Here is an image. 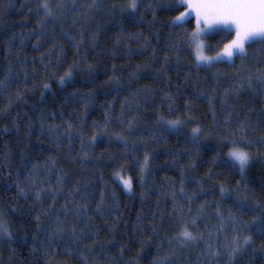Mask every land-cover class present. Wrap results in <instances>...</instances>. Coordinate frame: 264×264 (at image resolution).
I'll return each mask as SVG.
<instances>
[{"label": "trees", "instance_id": "trees-1", "mask_svg": "<svg viewBox=\"0 0 264 264\" xmlns=\"http://www.w3.org/2000/svg\"><path fill=\"white\" fill-rule=\"evenodd\" d=\"M41 2L0 0V81L3 82L0 84V212L5 214L13 233L10 242L0 241V264H49L43 258L37 259L39 251H32L34 245L39 248L45 240V232L37 231L35 220L40 206H34L32 198L20 197L16 187L17 176L23 181L33 172V166L34 179L42 187L55 188L57 180L63 177L64 187L56 198L55 210L67 225L71 226L77 219L71 203L67 215L62 211L68 200L88 205L91 232L98 235L89 236L85 243L89 247L94 240L100 243L87 253V264H121L122 261L124 264H228L224 257L207 258L203 254L207 249L204 241L181 248L173 239L183 223L194 218L195 231L204 234V240L212 244L213 250L224 252L236 235L252 237L253 248L235 257L232 264H264V251L260 250L264 244V147L256 143L247 149L252 152V159L241 174L238 164L227 157L228 148L221 147L216 139L224 134L223 129L235 130L237 122L245 118L256 129L248 132L250 139L264 136V95L261 94L264 88L245 87L238 97L229 94L224 103V93L238 86L249 69L256 72L264 68V53L258 51L260 45L248 49L244 64L234 57L235 67L228 63L210 69L202 66L198 74L193 69L189 76V65L177 66L173 56L166 77H158L151 70L154 66H150L140 73L139 80H130L135 66L144 65L146 59L135 54L137 43L130 42L134 53L130 58L124 54L123 46L116 56L110 52L122 28L127 33L144 35H149V31L147 23L138 17L120 13L119 6L125 0H96L98 7L92 10L88 8L92 0H75L76 10L65 12L58 20L45 19L42 9L38 12ZM57 2L51 0L53 5ZM65 2L71 4L72 0ZM113 4L117 7L110 14ZM173 14L165 10L157 13L156 30L161 43L155 45V38L153 43L159 49L175 38L169 36L170 32L179 31L167 26ZM147 19L151 20L150 14ZM187 26L193 28L194 21ZM93 33H98L94 45L90 39ZM72 37L84 40L79 53ZM220 41L221 34L217 32L205 37L209 56L222 49ZM146 55H150V50ZM157 55L162 57V51ZM77 56L81 62L69 85L62 88L51 72H45L47 65L61 75ZM88 64L92 65L91 72L87 70ZM114 73L117 80L110 81ZM214 73L219 74V82L213 79ZM185 76H189L187 82ZM43 82L51 88L42 99ZM213 88L214 93L210 91ZM74 91L95 93L86 115L83 95L65 103V97ZM200 92L206 95L197 98ZM167 95L172 99H166ZM209 95L214 97L213 105L209 104ZM41 111L47 117V124L60 126V133L65 130V122L75 125L79 119L83 120L87 160L81 159L80 136L76 134L79 129L71 140L60 133H49L47 128L40 135ZM106 112L108 127L89 146L93 123L103 126ZM176 119L183 123L175 129L165 123ZM226 119L230 121L227 125ZM129 122L133 125L131 130ZM15 125H19V131ZM194 127H200L204 133L195 142ZM145 154L150 167L142 175ZM193 161L195 168L189 167ZM117 173L124 179L131 178V192L126 191ZM221 186L225 189L223 194ZM69 193L73 195L70 197ZM102 195L104 217L95 212ZM50 204L51 200L45 199L43 208L47 210ZM202 207L203 213L197 217ZM45 221L52 223L42 216L41 222ZM114 226L115 231L110 234ZM57 243L52 264H64L67 260L64 248L76 245L71 240ZM120 247L125 248L122 257ZM80 248L86 251L83 244ZM68 264L83 262L75 256Z\"/></svg>", "mask_w": 264, "mask_h": 264}, {"label": "snow or ice", "instance_id": "snow-or-ice-1", "mask_svg": "<svg viewBox=\"0 0 264 264\" xmlns=\"http://www.w3.org/2000/svg\"><path fill=\"white\" fill-rule=\"evenodd\" d=\"M75 0H72L71 4L65 2V0H58L54 5L51 0H42L38 6L39 9L43 10V16L45 19H56L58 20L62 14L67 11L76 10ZM98 7L96 0L88 5L89 10L96 9ZM117 5L113 4L110 6V14H114V10ZM120 13H129L134 18L138 17L139 21H144L148 25L149 35H144L143 32L137 33H127L124 29H121L120 34L115 40L113 50L110 55L116 56L120 53L121 47L123 46L125 50V55L129 58L134 54L133 50L130 48V42L135 41L138 45L135 54L145 57L144 65H136V71L130 73V80H139L140 73L146 70L150 66L151 70L157 74V76H167V71L170 63L175 57V63L177 66L184 64L189 65L188 73L189 76L192 74V70L195 69L197 74L202 70V66L207 68L216 67L221 63H228L230 66L235 67L234 57L239 58L241 63L244 64L248 58V49L253 45H260L258 51L264 53V0H125V3L119 6ZM160 10L168 11L169 13H175L171 15L170 19L167 21V26L173 29H178L177 32H170V37H175L165 43L164 49H159L155 45L161 43V38L159 31L156 30L157 23V13ZM151 15V20L147 19V15ZM194 21V27L189 29L187 25L192 24ZM209 32H217L221 34L222 49L218 48L216 55L209 56L205 55L204 38ZM98 33H93L91 36V43L94 45L97 40ZM153 38H155V45L153 43ZM74 42V47L79 53L80 46L84 43L83 38L79 41L75 37L71 38ZM227 39V43L223 41ZM150 55H146L149 53ZM158 51H162V57L158 56ZM43 62V60L41 61ZM81 58L79 56L75 57L73 64L68 66L67 70L63 74L58 75L52 69H49L45 65V72H51L52 78L56 79L58 84L63 88L69 85L73 79L74 72L78 69ZM86 63V60L84 61ZM115 68V66H113ZM87 70L91 72L92 65H87ZM218 73L213 74V79L217 80ZM189 76H185V82L188 81ZM117 77L115 73L110 77V81H116ZM255 81V83H254ZM0 84H3L0 81ZM259 85L260 88H264V68L258 69L256 72H252L251 69L248 70L247 75L240 80L238 86L228 89L224 93V103H227V97L229 94L239 96V93L245 87L249 89L256 88ZM43 90L40 95L43 99L44 92L50 91V84L47 82L42 83ZM145 92H150V89H144ZM211 92H215L216 89H211ZM139 93H134L138 95ZM264 95V93H261ZM84 96V115L87 114L89 105L95 99V93L82 94L79 91H74L65 97V103H70L74 98L78 96ZM206 93L200 92L199 96H204ZM19 97V93H18ZM166 99L171 100L170 95L166 96ZM209 104L213 105L214 97L208 96ZM103 107V105L101 106ZM188 110H191V105H187ZM123 115V112H122ZM231 114L229 113V117ZM105 124L103 126L93 123V135L91 140L88 141L89 146L95 144L97 135L102 131H106L109 118L108 113H105ZM40 121V135L45 134V128L49 133H60V126H53L47 124V117L44 112L41 111L39 116ZM229 119L225 120V124H229ZM165 123L170 128H177L182 125L180 119L168 120ZM83 120L79 119L74 125L72 122H65V130L60 135L65 136L67 139L71 140L72 135L76 129H79L78 134L80 136L81 152L83 153L81 159L87 160L89 158L88 152L85 150V140L84 133L82 129ZM213 124L215 126V113H213ZM16 130L19 131V125H15ZM133 127L132 123L129 122L128 128L131 130ZM32 125L29 123L28 131L31 134ZM251 121L245 118L243 121H238L235 130H230V128L223 129V135H217L216 139L221 147L228 148L226 153L227 157L238 164L241 174L244 173L245 169L248 168L249 163L252 159V152L247 150L253 144H260L264 147V136H260L258 140H253L248 137L249 131H255ZM4 131H8L7 128ZM208 135H212L209 133ZM204 133L200 127L192 128V139L193 141H199ZM59 138V136H58ZM119 139L124 140V137H119ZM127 142L125 141V147H127ZM59 147V144L57 145ZM198 154V153H197ZM150 167L149 157L145 154L143 165L141 166V174L143 175ZM189 167L195 168L196 164L193 161ZM211 173V169L209 170ZM35 166H33V172H30L23 181L19 179V175L16 178V187L18 189V195L25 199L32 198L33 205H39L40 211L35 216L37 221V231L43 230L45 232V240L40 244L39 248L34 245L32 251L33 253L40 252V256L37 259L43 258L52 264V260L55 259L56 253L54 248L58 246V241L71 240L72 244L76 247H65L64 252L66 253L67 260L64 264H68L73 257L79 256L80 261L83 264L88 262V254L95 250L99 246V240H94L91 247H89L85 241L89 236H96L98 233L91 232V225H89L88 216V205L87 204H76L73 200H68V202L62 206V211L64 215L68 213V203L73 205V211L76 216V222L71 226L67 225L66 221L60 219V212L55 210L56 198L63 191L64 182L63 177L57 180V185L53 187H42L34 179ZM123 183L124 187L128 191H132V181L131 178L124 179L116 174ZM76 191H79L77 188ZM221 193L225 192L223 186L220 189ZM181 192L183 194V185H181ZM73 193H69L71 197ZM45 199H50L51 204L49 208L45 210L43 208V202ZM173 199L175 200V194H173ZM189 203H191V198ZM219 206L217 205V208ZM95 212L100 216H105L104 208V198L101 196L100 204L95 208ZM203 213V207L197 212L196 216L200 217ZM218 216L222 214L217 212ZM48 217L49 221L41 222V217ZM53 218H55L53 220ZM140 218L138 217V220ZM197 227L196 218L192 219L190 223H183L182 230H180L174 237L181 248L190 247L194 243L204 241L207 244V249L203 253L207 258L217 259L219 257H224L228 264H232L235 257L243 252H246L249 248H253L254 241L251 236H241L236 235L233 237L231 242L227 245L224 252L219 250H213V246L209 241L204 240V234L196 232ZM190 228L192 230H190ZM110 234L115 231V226L109 230ZM155 228H153V232ZM235 231V229H234ZM211 236V233H209ZM13 239V233L10 231L8 226V221L5 219V214L0 212V241L10 242ZM35 240V237H33ZM171 243V241H169ZM84 245V249L80 248V245ZM101 250H103L101 248ZM124 247H120L119 254L122 257L124 254ZM261 251H264V244L261 245ZM175 251V249H173ZM255 251V249H253ZM121 264H124L122 261Z\"/></svg>", "mask_w": 264, "mask_h": 264}, {"label": "rangeland", "instance_id": "rangeland-1", "mask_svg": "<svg viewBox=\"0 0 264 264\" xmlns=\"http://www.w3.org/2000/svg\"><path fill=\"white\" fill-rule=\"evenodd\" d=\"M210 33H211V32H209L208 34H210ZM208 34H207V35H208ZM207 35H206V36H207ZM203 42H204V46H205V38H204V41H203ZM205 55H208V54L206 53V51H205ZM249 164H250V163H249ZM121 183H122V182H121ZM122 184H123V183H122ZM123 186H124V185H123ZM124 188H125V187H124ZM125 189H126V188H125ZM126 191H127L128 193L130 192V191H128L127 189H126ZM194 245H195V243L192 244V246H194ZM192 246H191V247H192Z\"/></svg>", "mask_w": 264, "mask_h": 264}]
</instances>
